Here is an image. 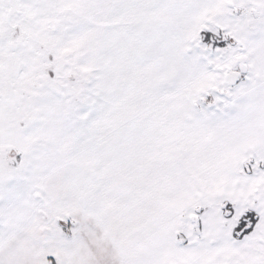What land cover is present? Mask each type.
I'll list each match as a JSON object with an SVG mask.
<instances>
[{
    "label": "snow or ice",
    "instance_id": "6c2138e0",
    "mask_svg": "<svg viewBox=\"0 0 264 264\" xmlns=\"http://www.w3.org/2000/svg\"><path fill=\"white\" fill-rule=\"evenodd\" d=\"M0 264H264V0H0Z\"/></svg>",
    "mask_w": 264,
    "mask_h": 264
}]
</instances>
